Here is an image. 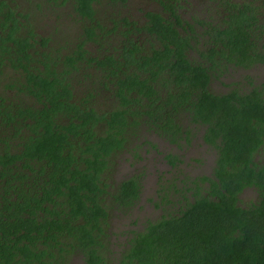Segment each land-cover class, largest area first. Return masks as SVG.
<instances>
[{
	"label": "trees",
	"instance_id": "obj_1",
	"mask_svg": "<svg viewBox=\"0 0 264 264\" xmlns=\"http://www.w3.org/2000/svg\"><path fill=\"white\" fill-rule=\"evenodd\" d=\"M91 1L76 0L75 11L87 15ZM11 8L0 0V28L14 21ZM240 22L227 32L236 51L247 40ZM20 27L0 36V264H66L74 255L84 264H264L260 92L211 94L205 70L176 52L183 45L170 26L150 29L162 43L151 57L84 64V52L63 55L54 44L35 59L32 27L24 38ZM185 112L207 124L202 139L217 147L210 175L162 183L170 212L111 241L112 215L134 217L142 187L137 176L113 179L118 157L142 133L188 144L190 128L175 123ZM164 160L178 165L171 154ZM246 189L255 200L242 203ZM169 191L180 199L170 202Z\"/></svg>",
	"mask_w": 264,
	"mask_h": 264
},
{
	"label": "flooded vegetation",
	"instance_id": "obj_2",
	"mask_svg": "<svg viewBox=\"0 0 264 264\" xmlns=\"http://www.w3.org/2000/svg\"><path fill=\"white\" fill-rule=\"evenodd\" d=\"M6 1L13 6L14 21L0 28V36L5 38L12 28L21 26L16 34L24 38L32 27L33 35L26 39L32 46L29 52L35 59L41 54H48L52 44L56 45L54 52L63 55L79 56L76 51L84 52L83 64L95 63L111 55L124 61L130 52L135 57H151L153 50L160 49L162 43L150 29L153 26H170L176 31L179 44L183 45L176 52L191 66H200L205 70L207 89L211 94H247L256 90L264 98V0H94L89 3L88 12L85 11L87 15L75 11L74 7H78L76 0H24L22 7L19 0ZM246 4L253 6L244 7ZM31 18L36 23L31 25L28 21ZM237 18L246 20L240 22V26L247 32L245 44L243 41L246 47L239 51L234 49L235 39L227 35L229 30L239 26L233 23ZM90 31L95 33L92 39L87 34ZM42 40H47L46 47L42 45ZM132 43L137 51L133 50ZM89 72L95 74V71ZM81 73L86 76L88 72L83 70ZM175 123L185 129L190 128L188 144L181 142L177 145L154 133L137 134L133 142L141 141V146L146 147L142 152L149 153L153 152L155 144L147 139L153 136L162 138L169 148H173L172 152L162 155V161L165 162V155L171 154L176 156L179 165L180 155L197 143L198 147H204L211 159L201 162L199 155L189 158L195 164L204 165L203 169L211 173L217 147L202 139L207 124L200 118L194 120L186 112L179 114ZM263 159L264 151H259L255 161L262 162ZM175 169L167 165L166 172ZM162 212L160 210L158 216Z\"/></svg>",
	"mask_w": 264,
	"mask_h": 264
},
{
	"label": "rangeland",
	"instance_id": "obj_3",
	"mask_svg": "<svg viewBox=\"0 0 264 264\" xmlns=\"http://www.w3.org/2000/svg\"><path fill=\"white\" fill-rule=\"evenodd\" d=\"M19 5L22 7L24 5V0H19ZM149 142L153 141L155 144V149L153 152L143 153V148L139 142H133L129 147L130 149L126 152H123L121 156L118 157L119 163L117 164L116 171L113 179L120 180L132 176H137L142 185L140 199L135 207V216L138 221L135 226L131 225V220L134 217H117L114 214L110 220V231H111V241L113 242H123L125 238L123 237V232L127 229H136L141 228L142 223L148 220H155L158 218L160 208L163 209L162 214L165 212H170V208H173L172 204L161 205L160 202V193L161 185L166 181L174 182L177 186H180L178 180L183 179L184 177L193 178L194 176H209L210 172L207 169H203L204 165L195 164L191 158L199 155V161L207 162L211 159L204 147H198L197 143H194L187 148L185 154L180 155L181 165H177V170H170L169 173L166 172L167 164L163 162L161 157L162 155L172 152L173 148H169L167 142L156 136L150 137L147 139ZM193 143V141H192ZM134 146V148L132 147ZM138 148L136 149V147ZM198 149H195L197 148ZM146 148V147H145ZM148 148V147H147ZM131 149L133 152H131ZM132 153V154H131ZM134 154H137L141 159L137 160L133 158ZM180 154V153H176ZM196 155V156H195ZM133 159V160H130ZM166 172V173H165ZM182 174V175H180ZM166 191V190H165ZM160 192V193H159ZM162 194V193H161ZM168 200L170 202H175L180 199L179 194L173 191L167 192ZM240 200L242 203H248L255 200L254 193L251 189H246L241 195ZM155 204H159L158 206ZM120 233V235H118ZM66 264H84L80 255L72 256Z\"/></svg>",
	"mask_w": 264,
	"mask_h": 264
}]
</instances>
